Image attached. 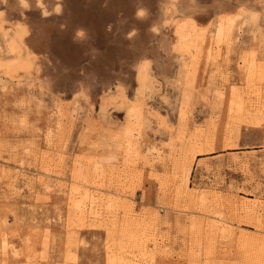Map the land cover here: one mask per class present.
I'll return each instance as SVG.
<instances>
[{"label": "rangeland", "instance_id": "374dc122", "mask_svg": "<svg viewBox=\"0 0 264 264\" xmlns=\"http://www.w3.org/2000/svg\"><path fill=\"white\" fill-rule=\"evenodd\" d=\"M29 4L0 0V264H264V20L234 16L264 8Z\"/></svg>", "mask_w": 264, "mask_h": 264}, {"label": "clouds", "instance_id": "9594fccd", "mask_svg": "<svg viewBox=\"0 0 264 264\" xmlns=\"http://www.w3.org/2000/svg\"><path fill=\"white\" fill-rule=\"evenodd\" d=\"M253 2L256 4H259L261 6V8H264V0H253ZM19 3L24 9L30 8L29 0H19ZM42 5L45 6L44 0H36V6L38 8H44V7H42ZM57 13H59V12H57ZM241 13L244 14L241 22L245 26H252V27L260 26L261 21L264 20V12H257V11L251 10V9H245L244 7H241L238 10V14L234 15V16H239ZM138 15L143 16L144 12L140 11L138 13ZM115 160H116L115 156H107L104 158L103 162L107 163V164H111Z\"/></svg>", "mask_w": 264, "mask_h": 264}, {"label": "bare ground", "instance_id": "6f19581e", "mask_svg": "<svg viewBox=\"0 0 264 264\" xmlns=\"http://www.w3.org/2000/svg\"><path fill=\"white\" fill-rule=\"evenodd\" d=\"M18 1V0H17ZM227 2V1H226ZM227 5V4H226ZM228 8V7H227ZM229 21V20H228ZM225 22H227V21H225ZM233 22V21H232ZM229 24H230V22H229ZM226 25V24H225ZM230 25H232V24H230ZM223 29H224V27H223V25H220V27H219V29H218V32L219 33H222V31H223ZM224 32H225V30H224ZM228 32V31H227ZM225 34V33H224ZM228 34H229V32H228ZM225 36V35H224ZM226 36H227V34H226ZM83 198H84V200H91L92 202H94L95 201V197H93V196H91L89 193H87V192H85L84 194H83ZM96 202V201H95ZM81 203V202H80ZM83 203V202H82ZM88 203V202H87ZM91 203V202H90ZM77 204H79V202L77 201ZM85 204H86V202H85ZM95 205V204H94ZM81 209V208H80ZM93 209V208H92ZM93 213V212H92Z\"/></svg>", "mask_w": 264, "mask_h": 264}]
</instances>
